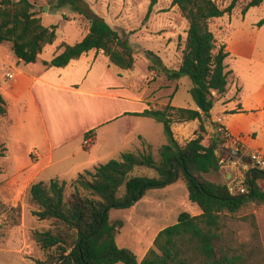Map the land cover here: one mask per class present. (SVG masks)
I'll use <instances>...</instances> for the list:
<instances>
[{"label":"trees","instance_id":"16d2710c","mask_svg":"<svg viewBox=\"0 0 264 264\" xmlns=\"http://www.w3.org/2000/svg\"><path fill=\"white\" fill-rule=\"evenodd\" d=\"M238 1L224 6L217 0H172L189 23L181 61L173 76H187L194 82L197 108L167 105L138 114L164 127L166 143L159 147L157 156L149 145L144 150L122 152L70 181H35L27 190L26 203L32 207L33 216L48 223V227L33 232L34 242L42 252L36 264H264L257 232L251 244L235 247L226 242L225 253L216 246L217 241L224 240L228 217L237 215L250 203L264 204V171L251 169L249 193L231 195L227 183L209 177L221 170L219 144L217 140L205 143V121L211 118L217 96L225 94L229 84L225 61L230 54L225 45L218 46L211 23L231 15ZM155 3L153 0L147 17ZM263 3L264 0H249L242 12L245 15ZM81 14L89 22L87 35L75 44L63 43L62 52L45 64L65 67L96 50L120 69H135V51L120 32L103 18L83 11ZM258 25H264V18ZM57 28L43 24L31 0H0V44L11 43L15 55L25 63L37 62L44 48L57 40ZM158 62L167 72L162 61ZM0 118H7L6 101L1 96ZM195 120L199 126L194 136L181 144L175 138L173 124ZM4 155L5 147L0 144V156ZM138 167L152 169L157 176L134 175ZM178 180L185 182L189 199L200 206L202 213L182 211L175 224L157 234L153 247L140 261L131 249L118 245L116 238L124 222L111 220L110 211L131 208L149 190L165 188Z\"/></svg>","mask_w":264,"mask_h":264},{"label":"crops","instance_id":"0c3cea01","mask_svg":"<svg viewBox=\"0 0 264 264\" xmlns=\"http://www.w3.org/2000/svg\"><path fill=\"white\" fill-rule=\"evenodd\" d=\"M46 2L50 3V0ZM50 8L49 5L48 10ZM80 29L78 41L89 32V27L86 29L84 24ZM63 43L67 42L58 44L56 40L47 45L34 63L19 60L11 43L0 44L1 74L7 83L6 86H0V96L6 101V120H9L5 131L1 133L0 143L5 147V155L1 157L12 154L11 163L16 169L10 176L3 178L7 181L3 188H7L8 195L2 197L9 201L7 204L15 207L21 205L19 201L26 196L28 188L35 181L53 178L70 181L85 170L117 158L122 152L143 150V146H157L156 141L164 133L159 123L138 114L150 108L174 106L172 98L179 90L177 86L175 91L166 94L165 89L169 88L167 84L163 88L164 92H161V86L158 85L161 76L155 69H150L146 77L134 76L129 73L132 70L120 69L104 53L96 50H91L65 67L46 65L45 62L62 52ZM229 70L231 75L227 92L217 96V100L222 99L225 104V126L233 134L243 136L240 127L231 121L236 117H248V110L254 111L248 103L252 95L243 97L240 86L238 83L236 85L233 70ZM8 73L14 74L15 79L10 80ZM260 106L264 107V100ZM251 114L256 115V119L251 121L252 127L263 131L264 111ZM205 125V143L208 144L215 140L214 120L206 119ZM198 126L199 121L195 120L174 123L172 128L178 141L179 137L181 141L184 138L188 141ZM90 132L93 142L86 146L85 135ZM243 140L248 154L258 150ZM109 156L114 157L103 161ZM0 168L2 174L4 167L0 165ZM237 169L221 166L215 175L219 177V182L228 183ZM3 179H0V183ZM21 206L23 218L20 225L15 227L19 231L26 226V203ZM31 219L33 225L42 222L35 216ZM17 245L18 253L22 254L23 246Z\"/></svg>","mask_w":264,"mask_h":264},{"label":"rangeland","instance_id":"374dc122","mask_svg":"<svg viewBox=\"0 0 264 264\" xmlns=\"http://www.w3.org/2000/svg\"><path fill=\"white\" fill-rule=\"evenodd\" d=\"M31 1L38 7L39 16L45 25L48 27L58 26V44L63 41L73 44L80 40L81 26L84 24L88 29L89 22L84 19L81 11L105 19L108 24L120 32L135 51L136 67L132 72H129L130 74L146 77L150 66H152V69L158 71V75L161 76L158 84L161 86V92H164L163 88L167 84H169L167 86L169 88L165 89L166 94L175 91L177 86L179 87L172 98V105L197 108L193 96L194 82L187 76L179 78L173 76L181 60L189 23L181 10L172 5V0H154L156 3L149 17L147 14L153 0H50V3H47L46 0ZM217 1L228 6L232 0ZM248 1H238L231 15L227 14L214 19L211 29L215 34L218 46L225 45L227 51L230 52L225 64L227 68L233 70L237 80L236 85L238 83L240 86L243 97L252 95V99L248 103L254 111L248 110V117H236L231 122L240 127L243 134L241 137L250 147L264 151V130H255L251 125L252 119H256V115L251 113L257 114L264 111V107L260 106L264 100V25H258L264 18V3L252 7L244 15L242 9ZM49 5L50 10L43 9ZM103 57L105 56L103 55ZM158 59L168 69L167 72L162 71V65ZM229 69L227 71L230 79L231 71ZM1 73L0 65V86H6L7 83ZM224 108L225 104L222 99L215 102L211 111V118L215 124L225 126L227 117L223 113ZM7 125L8 121L0 118V138ZM158 125L164 132L163 125L160 123ZM238 135L240 136V134ZM179 141L184 144L187 140L184 138L181 141L179 137ZM156 142L158 145L151 149L157 156L161 143H166L165 134L162 133ZM146 148L147 146H143V150ZM111 157L114 156H109L103 161H107L106 159ZM11 160L12 154L5 157L0 156V165L4 167L0 179L7 178L16 171ZM134 175L157 176L154 170L142 167L136 168ZM209 177L215 181L220 180L215 174H211ZM6 183L5 179L0 183V264H36V260L41 258L42 252L34 242L33 232L35 229L48 227V223L41 222L38 225L31 223L33 209L27 205L26 196H23L19 202L21 205L26 203V226L21 231L15 229L22 221L23 208L21 205L15 207L7 204L9 201L2 197V195L4 197L8 195L7 188H3ZM261 185L264 190V182ZM182 211H187L192 215L202 213L200 206L189 199L183 180H178L162 189L149 190L131 208L111 209V218L124 222V226L116 238L118 245L131 249L141 260L145 251L153 246L157 234L162 229L175 224L177 216ZM256 232L259 235L264 254V204L250 203L237 215L227 218L224 240L217 241L216 246L220 253H225L226 242H230L235 247L243 243L251 244L254 242ZM17 243L24 248L22 254L18 253Z\"/></svg>","mask_w":264,"mask_h":264},{"label":"built area","instance_id":"2783aa9c","mask_svg":"<svg viewBox=\"0 0 264 264\" xmlns=\"http://www.w3.org/2000/svg\"><path fill=\"white\" fill-rule=\"evenodd\" d=\"M10 80L15 79V75L8 73ZM214 138L217 140L219 147L217 154L220 158L221 166H233L238 168L236 173L227 183L231 195L248 194L249 183L248 174L253 168L264 171V151L253 150L247 153L245 141L241 136L233 134L226 126L222 124L214 125ZM93 142V136L90 135L85 140L88 146ZM248 161L245 162L244 160Z\"/></svg>","mask_w":264,"mask_h":264},{"label":"water","instance_id":"95a60500","mask_svg":"<svg viewBox=\"0 0 264 264\" xmlns=\"http://www.w3.org/2000/svg\"><path fill=\"white\" fill-rule=\"evenodd\" d=\"M43 9L44 10H48V7H44ZM36 10H38V7H36Z\"/></svg>","mask_w":264,"mask_h":264}]
</instances>
